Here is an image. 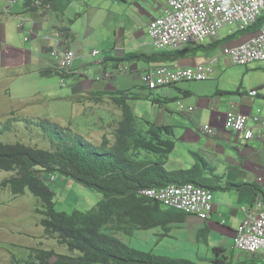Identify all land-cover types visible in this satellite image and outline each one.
Instances as JSON below:
<instances>
[{"label":"crops","instance_id":"0c3cea01","mask_svg":"<svg viewBox=\"0 0 264 264\" xmlns=\"http://www.w3.org/2000/svg\"><path fill=\"white\" fill-rule=\"evenodd\" d=\"M18 1L13 5L14 8L12 6L8 10L6 0H0L2 69L9 73L16 70L17 75V72L46 77L55 74L61 80L57 61L51 55V47L53 39L59 34V28L64 25L68 29L65 34L66 44L76 54L72 73L66 77L71 84L67 100L74 108H86L88 112L91 108L97 110L98 106L103 113L106 111V118L104 114L100 115L95 123L96 137L101 140L93 144L101 145L104 139L108 141V147L115 144V132L123 121L120 105L126 104L135 118L137 131L141 134L146 133L149 124L172 127L168 139L174 143V148L163 164L165 171H187L202 162L195 182L212 193L213 210L210 217L200 220L186 215L179 220L168 221L165 226L136 231L133 235L139 240L138 246L155 249L157 252L166 250L165 256L177 254L175 250L184 246L223 247L222 241L231 242L232 250H235L236 232L244 218L242 209H253L258 199L264 196V130L262 137L257 138L255 132L258 127L252 121L254 117L264 118V85L259 91L251 88L247 93H241L214 82L219 76V59L211 50L216 52V48H203L195 54L187 53L173 63L144 60L115 62L129 53L149 57L153 54L152 49L158 51L149 41L138 40L139 34L143 32L139 28L136 30L135 23L146 19L148 33L149 22L162 15L163 0L155 7L151 5L154 0H120L125 6L115 2L117 12L109 10L110 6H97L90 0H75L62 12L51 8L38 11L27 7L25 0H21V5ZM128 6L132 9L127 12L125 8ZM149 11L155 15H150ZM124 15L125 19L122 18ZM19 19L23 20V33L30 36L27 45L20 41L21 35L18 33L21 30L17 29ZM96 23L107 29L105 35L98 36V41L95 38ZM112 24L114 29L109 28ZM227 37H230L228 32ZM248 38L249 35H246L238 38V41L241 43ZM96 42L104 46L103 51L105 50L99 57L92 56ZM195 47H184L182 51ZM213 57L217 62L212 66L213 75L204 82H185L175 88L181 97L175 99L174 105L162 106L153 102L151 109L146 108L144 111L141 108L140 104H144L141 96L145 92L153 94L163 89L146 91L142 86L140 77L147 68L176 69L208 62ZM118 69H123V72ZM105 73L108 74L107 77ZM252 91L256 93L254 96L251 95ZM100 93L112 95L100 96L103 99L98 102L93 96ZM60 99L64 100L62 97ZM179 103L183 106H177ZM188 108L192 110L189 111ZM229 111L251 119L244 131L234 132L223 127L225 115ZM204 126L212 127V136L206 137L203 134L201 129ZM144 155L146 160L154 163L164 160L157 155Z\"/></svg>","mask_w":264,"mask_h":264},{"label":"trees","instance_id":"16d2710c","mask_svg":"<svg viewBox=\"0 0 264 264\" xmlns=\"http://www.w3.org/2000/svg\"><path fill=\"white\" fill-rule=\"evenodd\" d=\"M75 0H44V5L62 12ZM34 0H25L27 7ZM33 8V7H32ZM264 15L245 31L216 41L208 47L199 46L190 50L160 51L158 54L137 55L129 53L115 62L168 63L175 62L185 54H195L201 49H214L219 44L227 45L235 37H252L261 28ZM238 39V38H237ZM61 75V74H59ZM62 76V75H61ZM143 86V85H142ZM144 87V86H143ZM145 88V87H144ZM98 95V96H97ZM93 99L100 102V93ZM120 102L118 99H114ZM123 121L115 132L116 142L108 147L104 139L95 145L81 135H71L69 130L49 121L27 122L50 135L54 150H43L21 143L0 142V171L15 172V175L0 183V191L9 189L15 197L29 192L38 202L35 214L40 216V226L45 235L55 236L60 246L69 254L55 250L26 248L25 259H13L16 264H198L184 258L159 256L153 252L137 250L119 236H130L136 231L151 230L165 226L170 220L186 216L183 212L164 207L154 199L142 197L140 190L159 188L171 184L182 185L195 182L190 171L167 172L163 164L174 148L168 139L172 127H157L149 124L145 134L136 129L135 118L126 104H121ZM6 125L0 135L9 130ZM157 155L164 160L152 162L140 158V153ZM55 175L71 179L75 183L102 195L96 206L89 211L71 214L56 210L54 191L47 181ZM166 208V209H163ZM210 259H201L204 264H264V255H245L232 250L226 253L223 247H213ZM261 256V257H260Z\"/></svg>","mask_w":264,"mask_h":264},{"label":"rangeland","instance_id":"374dc122","mask_svg":"<svg viewBox=\"0 0 264 264\" xmlns=\"http://www.w3.org/2000/svg\"><path fill=\"white\" fill-rule=\"evenodd\" d=\"M90 1L91 3H96L97 6H110L108 7L109 10H114L115 12L118 10V8L114 6L115 2L119 3L120 6H125L120 0ZM18 2L21 5V0ZM159 2L162 3L161 0H154L153 4L151 2V5L155 7ZM131 9L130 6H128L127 9L125 8L127 12ZM83 13L85 14V9ZM149 14L155 15L150 11ZM125 15L122 18L125 19L127 16ZM146 21L145 19L144 22L135 23V28L136 30L138 28L142 29L143 32L139 34L140 38L138 40L144 42L149 41V44L152 46V40L150 36H147ZM97 23L95 24V28H97L95 33L96 41L99 39L98 36L107 33L106 27L103 25L98 26ZM109 28L114 29L115 26L112 24ZM233 28L234 27L226 26L220 30L218 41L226 38L228 30ZM18 34L21 35L20 41L24 45H27L26 43L30 40V36L27 33H23L22 30ZM237 38L239 37L232 39L228 45L238 44L240 42L238 40L240 39ZM210 44L211 43L206 40L203 45L209 46ZM103 47L104 46L96 42L94 46L95 51L100 53L97 57L102 55L105 51H103ZM222 47L223 44H219L216 47V52L211 50L214 55L217 54L219 59V63L217 64L219 65V76L214 79V82H218L224 88L239 91L241 93H244V91L247 93L251 88H256L259 91L264 85V61L253 62L246 66L230 64L229 62L227 63V58L222 56L219 50ZM152 51L153 54H158L159 52L153 49ZM17 73L18 75L16 74V70L12 73L6 72L0 66V129L4 128L6 125L10 127L9 130L0 135V142L4 144L21 143L28 147L54 150L50 135L42 132L32 124L27 123L42 120H49L69 130L73 136L81 135L91 143L96 144L98 140H101L100 137H96L95 123L100 115L103 116L104 114V118H106V111L103 113L102 108L99 106L97 110L96 108L94 110L91 108L89 112L86 108H74L71 106L70 102L67 100V96L70 97L71 87L70 81L67 78H64L65 85L62 86L59 76L55 74L46 77L32 75L29 72ZM183 83L185 82L177 83L171 86L172 88L164 87L159 90V92L153 94L145 92L141 96V102L144 103L140 104L141 108L144 111H146V108L149 110L153 107V102H158L162 106L174 105L173 103L176 102L175 99L181 97L180 93L175 90V88L183 85ZM60 97L64 100H61ZM177 106H179V104H177ZM144 157V152H141L140 158L145 159ZM201 164L202 162L190 169L192 170V174L195 175V178L200 174L199 170ZM14 175L15 172L0 171V183ZM54 179V181H51L52 178H49L46 183L49 189L56 194L55 208L59 212H65L67 214H71L75 211L86 212L94 208L102 198L100 193L84 188L71 179L60 175H55ZM38 204L39 202L29 192H26L22 196L15 197L11 194L9 189L0 191V264H16L13 259H25L26 248H41L44 250H55L59 254H69L66 247L60 246L57 243L55 236L51 237L45 235L43 228L40 226V216L35 214V208ZM132 235H121L120 239L137 250L153 252L156 255L165 256L164 254L166 253L164 252L166 250L157 252L155 249L142 248L141 245L138 246L139 240L137 236ZM221 244L226 250V253L232 251L231 242L222 241ZM211 249L210 247H206V245L193 248H186V246H184L175 250L177 254L171 253L168 254V257L184 258L198 264H204L200 260L210 259L212 257ZM235 252L238 253V251ZM198 254L199 256L197 257L196 255Z\"/></svg>","mask_w":264,"mask_h":264},{"label":"built area","instance_id":"2783aa9c","mask_svg":"<svg viewBox=\"0 0 264 264\" xmlns=\"http://www.w3.org/2000/svg\"><path fill=\"white\" fill-rule=\"evenodd\" d=\"M17 0H6L9 10ZM162 15L148 24V34L153 46L158 51L182 50L184 47L203 45L205 41L218 39L220 30L226 26L228 36L245 31L264 15V0H163ZM44 0H34L33 8L38 11L49 10ZM17 29L22 30L23 20L19 19ZM67 27L59 28V34L53 39L51 55L58 64L62 77L60 83L65 85L64 78L72 73L76 54L66 44ZM47 40V38H46ZM97 51L92 56H97ZM222 56L231 64L246 66L253 62L264 61V22L259 31L247 40L236 45H225L221 48ZM217 63L215 57L208 62L194 66L170 69L168 67H149L140 77L141 84L148 91L171 87L181 82H204L213 75L212 66ZM122 72L123 69H118ZM105 77L108 74H104ZM255 91L251 92L254 96ZM182 107V103H179ZM189 111L192 108H188ZM251 119L243 114L229 111L226 113L223 127L225 129L244 131ZM257 124L255 136L262 137L264 118L254 117ZM201 131L208 137L214 133L211 126H204ZM142 197L154 199L164 207L207 220L213 210L211 191L192 183L171 184L159 188H148L138 192ZM242 219L235 236L234 249L245 255H264V196L259 198L253 209H242Z\"/></svg>","mask_w":264,"mask_h":264},{"label":"clouds","instance_id":"9594fccd","mask_svg":"<svg viewBox=\"0 0 264 264\" xmlns=\"http://www.w3.org/2000/svg\"><path fill=\"white\" fill-rule=\"evenodd\" d=\"M60 73V72H59Z\"/></svg>","mask_w":264,"mask_h":264}]
</instances>
